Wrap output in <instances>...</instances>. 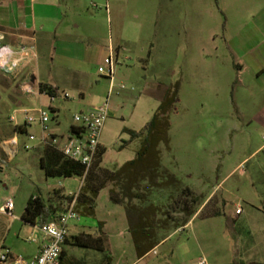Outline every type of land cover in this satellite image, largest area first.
I'll use <instances>...</instances> for the list:
<instances>
[{"label":"rangeland","instance_id":"1","mask_svg":"<svg viewBox=\"0 0 264 264\" xmlns=\"http://www.w3.org/2000/svg\"><path fill=\"white\" fill-rule=\"evenodd\" d=\"M57 3L59 8L49 10V23L64 21L58 31L69 25L73 36L87 37V43L111 44L117 64L115 84L127 85L112 97L122 111L105 123L101 138L105 152L92 179L105 182L109 192L114 184L106 170L114 172L134 159L141 145L140 140L131 141L124 129L141 130L152 119L165 89L180 83V101L171 116L170 149L160 146L158 184L143 181L135 190L140 197L112 205L100 216L106 222L78 209L81 218L70 223V240L103 233L104 251L65 245L62 264H200L202 260L264 264V0ZM255 48L261 60L254 58ZM39 53L42 59L50 57L48 72L54 52ZM35 67L33 60L24 74L17 73V67L12 72L0 70V252L6 248L25 257L34 255L44 240L37 226L22 219L30 197L41 195L55 211L63 210L66 194L78 192L86 180L45 176L37 125L29 129L35 140L27 133L17 134L18 151L11 156L6 148L16 136L11 119L16 115L23 123L27 112L57 107L50 126L67 136L74 116L100 105L110 86L89 65L84 73L70 71V76L54 68L63 85L60 96L52 100L40 95L37 87L36 94L25 91L24 86L30 85L25 74H35ZM26 144L33 147L27 150ZM171 175L179 182H173ZM9 198L15 204L13 215L2 210ZM127 208L133 217L145 212L155 220L160 244L141 259ZM34 237L39 244L29 240Z\"/></svg>","mask_w":264,"mask_h":264},{"label":"trees","instance_id":"2","mask_svg":"<svg viewBox=\"0 0 264 264\" xmlns=\"http://www.w3.org/2000/svg\"><path fill=\"white\" fill-rule=\"evenodd\" d=\"M39 92L51 98L59 97L58 89L49 84L40 83ZM179 101L180 83L177 82L165 89L152 119L141 130L124 129V132L130 135L131 141L140 140L141 145L134 159L126 162L114 172H108V170L105 172L108 175V180L114 184L109 193L111 201L115 204L123 205L125 201L132 202L135 198L140 197L135 190L143 181H148L154 186L158 184L159 173L162 168V150L160 146L164 145L170 149L171 116L177 109ZM19 131L20 133H27L26 128L20 127ZM104 152V148L101 147L98 158L88 172L85 179L86 182L80 191L77 207L86 216L96 215L97 198L101 190L107 187L105 182L96 183L92 180L95 177L94 168L101 164ZM40 166L48 178H83L85 175V167L81 163L67 158L51 143H46L42 146ZM171 178L173 182H179L175 176L171 175ZM117 187L120 190H117ZM187 191L191 194V190ZM127 210L132 239L138 257L141 259L160 244L158 231L155 228V220L153 215L149 213L145 214V212H142L133 217L128 208ZM54 212L55 210L49 200L41 195H36L30 197L28 200L22 219L33 225H43L54 217ZM195 214V210L188 213L189 217L185 225H183V229L192 221ZM103 236L105 235L101 233L100 237L93 238L90 234H85L84 238L80 234L79 236H75L73 241L69 237L66 244L104 251L101 244ZM64 254L65 252H63L62 259ZM107 257L111 259L108 255Z\"/></svg>","mask_w":264,"mask_h":264},{"label":"built area","instance_id":"3","mask_svg":"<svg viewBox=\"0 0 264 264\" xmlns=\"http://www.w3.org/2000/svg\"><path fill=\"white\" fill-rule=\"evenodd\" d=\"M33 56L29 48L13 51L6 47H0V70L12 72L22 60L32 59ZM116 65L113 49L111 48L109 56L104 59L98 68L99 73L111 82L108 96L103 104L76 114L74 116L75 124L71 127L67 136L60 135L52 130L50 123L57 117V113L53 109L49 111L45 108H37L31 112H27L23 123L19 122L16 115H14L11 120L15 123L16 136L6 143V148H8L10 155L14 156L18 151L19 139L17 134L20 132V127L26 128L29 138L35 140L36 135L29 132V129L37 125L40 127V142L42 144L51 143L67 158L77 161L85 167V175L82 178L85 181L88 172L98 158L102 146L101 138L105 123L109 118L112 96L116 89H127L125 83H121L118 86L115 84ZM24 89L31 94L37 93L31 85H25ZM39 94L41 93L39 92ZM32 147L29 144L25 145L27 150ZM82 186L78 192L66 194L67 199L63 210L55 211L54 217L47 223L36 225L45 240L37 254L30 257L15 256L9 249L5 248L0 252V264H62L64 246L70 235V223L79 221L81 218L77 206ZM14 208V200L9 198L2 207V210L13 215ZM238 212L239 210H237ZM29 240L39 243L35 237L29 238ZM200 264H206V261L202 260Z\"/></svg>","mask_w":264,"mask_h":264},{"label":"crops","instance_id":"4","mask_svg":"<svg viewBox=\"0 0 264 264\" xmlns=\"http://www.w3.org/2000/svg\"><path fill=\"white\" fill-rule=\"evenodd\" d=\"M57 1L58 0H46L43 3H38V0H0V47H6L13 51H18L21 48H29L34 56L32 59L22 60L16 68L17 73L24 74L29 64L33 60H36L35 74L28 71L27 74H25V81H30V85L34 89L37 87L38 90L40 83L52 85L58 89L60 96L63 83L60 81V78L54 74V68H60V74H67L68 76H70V71H73V73H84L87 65L94 69H98L104 59L109 56L112 45H106L102 42L87 43L85 41L87 37L75 38L73 36L74 31L69 25L62 26L61 30L58 31V24L64 21H59L55 26L49 23V10L51 7L59 8ZM79 26L80 25L77 24L76 28H79ZM92 33L96 34L97 32H90L91 35H93ZM51 49L54 52L53 64L48 68L47 72L46 67L49 66L47 61L50 57L47 55L42 59L43 57H41L42 55H40L39 50L45 51L48 54V50ZM253 52L254 58L257 57L260 60L262 59L261 55L258 54L257 48H255ZM261 72H264V70ZM99 76L102 77L101 75ZM109 83L111 85L110 81ZM79 94L83 96V92H79ZM116 96H119V93H117ZM104 102L105 100L100 103V105ZM58 109L59 108L54 107L53 110L58 113ZM121 111L122 108L115 104V100H112L109 109V118L120 116ZM54 132L58 133V131ZM112 205H115V203L110 199L109 190L104 188L97 198L96 215L100 217L104 212H109ZM103 222L106 221L103 219ZM105 227L106 224L104 225V228ZM44 241L45 240H43L41 244L38 243L39 246L35 254L38 253ZM64 252L66 253L65 248ZM65 255L66 254H64L63 258Z\"/></svg>","mask_w":264,"mask_h":264}]
</instances>
